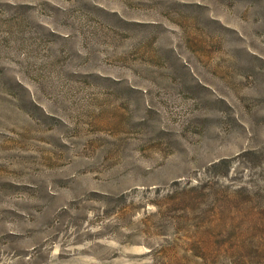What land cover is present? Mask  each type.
Instances as JSON below:
<instances>
[{"label":"rangeland","instance_id":"rangeland-1","mask_svg":"<svg viewBox=\"0 0 264 264\" xmlns=\"http://www.w3.org/2000/svg\"><path fill=\"white\" fill-rule=\"evenodd\" d=\"M263 139L264 0H0V264H264Z\"/></svg>","mask_w":264,"mask_h":264},{"label":"trees","instance_id":"trees-1","mask_svg":"<svg viewBox=\"0 0 264 264\" xmlns=\"http://www.w3.org/2000/svg\"><path fill=\"white\" fill-rule=\"evenodd\" d=\"M235 168L234 175L244 168L249 171V180L240 184V188L247 189L250 195L252 213L250 227L260 253L264 254V139L255 147L242 149L230 156H222L209 162L204 168L203 175L207 183L224 182Z\"/></svg>","mask_w":264,"mask_h":264}]
</instances>
